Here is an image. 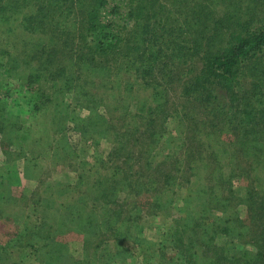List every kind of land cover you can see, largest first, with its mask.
<instances>
[{"label": "rangeland", "instance_id": "rangeland-1", "mask_svg": "<svg viewBox=\"0 0 264 264\" xmlns=\"http://www.w3.org/2000/svg\"><path fill=\"white\" fill-rule=\"evenodd\" d=\"M45 1L0 0V264H264V124L248 138L263 145L241 154L213 111L228 109L225 91L206 108L184 94L201 68L184 43L180 58L166 47L149 86L91 54L79 70L72 36L26 25ZM185 1L169 22L185 38L203 27L212 52L264 27V0ZM263 72L264 58L246 66L240 93L252 97ZM73 202L78 225L63 210Z\"/></svg>", "mask_w": 264, "mask_h": 264}, {"label": "trees", "instance_id": "trees-1", "mask_svg": "<svg viewBox=\"0 0 264 264\" xmlns=\"http://www.w3.org/2000/svg\"><path fill=\"white\" fill-rule=\"evenodd\" d=\"M179 1L181 3V0H46L42 6L37 5V10L33 11V13H40L42 19H27L26 25L34 21L38 30L50 27L53 32H58L57 37L72 36L70 41L64 42V48L71 52V59L75 58L74 62L77 63L74 65L79 66V70L83 68L79 62L91 54V60L97 56L102 63H105L101 68H111L117 75L128 73L131 70L136 79L143 81L147 86L151 83L146 80V76L152 75L155 64L165 55L166 47L170 50L172 57L180 58L181 55H176L175 52H182L181 43L188 45L186 54H183L184 57L200 62L201 68L183 87L184 94L206 108L217 102L218 91H225L224 94L230 105L224 111V108L217 104L213 108L216 112L215 118H225L228 122L226 127L237 131L235 137L241 145V154L249 151L251 147L248 141L254 143L259 136L255 134L251 139L248 138L264 124V102L261 100L264 97V81L256 78L257 82L253 84L257 91L254 92L252 89V97L259 105L258 108L252 105V97H246L244 93H240L239 88L244 68L264 58V27L253 30L245 36H239L227 48L212 52L210 50L211 40L202 39L203 27L197 31L198 34H189L185 38L184 34H187V29L181 26L174 27L169 22L173 19L171 14L174 15L172 5ZM208 1L213 2L214 0ZM184 4L189 5L185 0ZM166 8L170 11H166ZM78 11L82 17L77 20L66 24L62 21L53 23L55 14H61L69 19L77 16ZM197 13H199L197 10L191 11L193 16L191 19L202 15ZM29 16H24V19ZM185 25L188 29L194 30L199 27L190 22H185ZM45 63L44 60L40 66L42 64L44 66ZM82 72L79 71L80 74ZM82 75V78L87 76L84 72ZM36 79L35 76H30V85ZM40 79L38 77L37 80L40 81ZM152 86V103L156 105L159 100L155 96L160 95L163 89L158 91V85L156 86L155 83ZM36 96L34 94L30 98L36 100L38 99ZM25 97L24 95L21 99ZM31 106L32 110L38 111L37 102L32 103ZM148 108L155 112V109ZM140 111L143 110L140 109ZM137 118L139 117H133V119ZM261 145L263 144L259 139L252 147L257 148ZM213 161L215 163L216 159L214 158ZM77 204L73 202L63 207L73 224H77L76 222L81 224L85 215L84 212H80L82 208H77ZM48 207L49 204H46L41 207V210H46L45 208ZM54 244H50L51 249L55 246ZM54 259H57V256Z\"/></svg>", "mask_w": 264, "mask_h": 264}]
</instances>
